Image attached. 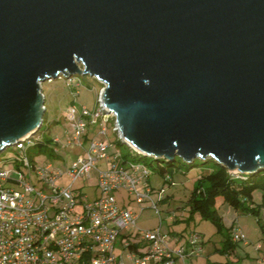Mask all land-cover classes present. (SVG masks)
Segmentation results:
<instances>
[{
    "label": "water",
    "instance_id": "obj_1",
    "mask_svg": "<svg viewBox=\"0 0 264 264\" xmlns=\"http://www.w3.org/2000/svg\"><path fill=\"white\" fill-rule=\"evenodd\" d=\"M74 74L138 155L264 170V0H0V152Z\"/></svg>",
    "mask_w": 264,
    "mask_h": 264
},
{
    "label": "built area",
    "instance_id": "obj_2",
    "mask_svg": "<svg viewBox=\"0 0 264 264\" xmlns=\"http://www.w3.org/2000/svg\"><path fill=\"white\" fill-rule=\"evenodd\" d=\"M72 79L66 82L77 88ZM102 89L97 92L94 110L74 103L66 108L65 142L52 138L55 155L59 154L58 145L67 151H84L65 173L50 162L30 161L26 151L41 140L35 134L20 137L13 146L19 150L15 161L0 166V264H176L177 260L186 264L187 259L198 257L202 248L199 233L190 232L184 244H170L160 230L161 220L155 229L123 232L136 227L137 215L119 205L114 193L128 192L141 209V203L148 201L160 214L156 202L161 200L162 190L155 201L152 190L143 188L140 192V182L145 187L144 179L149 177L146 164L121 161L117 152L112 157L108 154L110 146L99 135L106 134L105 123H111L117 135L118 129L114 114L102 107ZM78 93L74 91L76 96ZM43 107L45 111V104ZM102 159L107 168H97ZM93 171L97 172L95 189L100 195L89 199L83 187L74 183L89 179ZM64 175L70 181L66 187L57 184ZM231 238L245 241L233 226Z\"/></svg>",
    "mask_w": 264,
    "mask_h": 264
},
{
    "label": "rangeland",
    "instance_id": "obj_3",
    "mask_svg": "<svg viewBox=\"0 0 264 264\" xmlns=\"http://www.w3.org/2000/svg\"><path fill=\"white\" fill-rule=\"evenodd\" d=\"M68 78H73L72 82L78 83V87L69 86L66 82ZM64 79L58 77L53 80H45L41 82L45 104L44 118L40 129L41 136L46 138H60L65 142V131H67V125L65 124L66 108L71 103L77 106L85 104L90 111L94 110L97 104V92L102 88V84L96 81L89 75H70ZM79 93L77 96L74 91ZM106 134L99 135L105 143L110 146L108 148V154L112 157L114 153L124 155L128 149L125 146H119V136L113 130L111 123L106 124ZM93 131V129H92ZM91 131V132H92ZM40 136V138H41ZM87 146V142L85 145ZM50 149L54 148L52 144H49ZM59 156L50 158L46 154H42L36 157V162L42 164L50 162L53 167L60 168V170L66 172L70 166V162L75 160L77 156L84 154L81 148L67 151V149L59 146ZM35 148L31 147L28 152L34 151ZM17 148L10 147L0 152V166L7 167L9 161H13L18 156ZM150 158L145 157V162ZM201 160V159H200ZM197 159V164L194 168L189 169L187 164L179 166V169H173L161 175L156 169L157 162L153 161L152 166H147L148 178L144 179L145 187L140 182L138 190L144 191L143 188L152 190V199L158 200L160 190H162L161 200L157 201L158 211L150 207L148 201L139 205L135 204L132 196H128V192L116 191L114 193L115 198L119 205L126 206L137 215L136 227H130L128 230L123 231L125 234L128 231L155 229L158 227L161 220V231L168 236L170 244L178 242L184 244L189 238L190 232L199 233V243L202 244V248L198 257H192L187 259L186 264H205L206 260H209L212 264H227L228 260H239V264H261L260 260H264V193L256 190L253 193L252 205L257 206L259 211L253 214H247L243 210L239 209L238 212L234 211L226 202H223L221 198L216 199V209L221 222L220 226H217L209 220L201 218L198 214H193V217L188 216V212L180 209L184 200L187 199L192 191L196 179L201 174H206L210 169L214 168L215 162L211 161L207 164L200 163ZM97 168H107L108 163L105 159L99 160ZM97 172H91L89 179L77 180L74 183L75 187H83L82 192L86 193L89 199H94L100 195L97 192L95 186L97 185ZM70 183L67 176H63L60 181L57 182L60 186H67ZM233 224L234 229H238L243 234L245 241L240 240L229 256H225L223 253V241L226 234L229 233L228 227ZM257 244L260 248H257ZM176 264H181L179 260Z\"/></svg>",
    "mask_w": 264,
    "mask_h": 264
},
{
    "label": "trees",
    "instance_id": "obj_4",
    "mask_svg": "<svg viewBox=\"0 0 264 264\" xmlns=\"http://www.w3.org/2000/svg\"><path fill=\"white\" fill-rule=\"evenodd\" d=\"M43 122H45L44 116ZM41 135L42 134H40V130L35 134L36 138L41 139L37 144L35 143L32 146L35 148V150L31 152L26 151L31 162H36V157L42 154H46L50 158L59 156L58 154L55 155L52 152L53 149H50L49 147V144L52 143V139ZM118 144L119 146H125L128 149L127 153L121 155V161L133 160V162H139V160L143 161L144 158L147 157L141 154L138 155L133 153V151H131L127 145L123 144L121 141L118 142ZM15 159L13 161H15ZM153 161L157 162L156 169L161 175L168 173V171L173 170L174 168L179 169L181 162L183 164H187L189 169L198 165L196 162L197 159L189 164L177 157L167 161H163L161 158L155 159L150 157L148 162L146 161L145 164L147 166H152ZM211 161L214 160L209 158L203 161L201 159L200 163L204 165ZM9 164H12V160L9 161L8 165ZM227 170L228 169L226 167L219 166L217 163H215L214 168L210 169L208 172H206V174H201L196 179L194 185L192 186L193 189L191 193L187 199L183 201L184 204L180 209L187 211L189 213L188 216L191 218L193 217V214H198L201 216V218L209 220L217 226H220L221 224L215 206L216 199L219 198H221L223 202H226L236 212L241 209L247 214L257 213L259 209L257 206L252 205V197L254 191L256 190L264 193V170L251 174L233 173L230 171L228 172ZM232 226L233 224L228 227L229 233L226 234L223 241V253H225V256H229L233 251H235V247L238 244V242L232 241ZM205 264L212 263H210L209 260H206ZM227 264H239V260H228Z\"/></svg>",
    "mask_w": 264,
    "mask_h": 264
},
{
    "label": "crops",
    "instance_id": "obj_5",
    "mask_svg": "<svg viewBox=\"0 0 264 264\" xmlns=\"http://www.w3.org/2000/svg\"><path fill=\"white\" fill-rule=\"evenodd\" d=\"M254 206V205H253ZM180 244V243H179Z\"/></svg>",
    "mask_w": 264,
    "mask_h": 264
}]
</instances>
